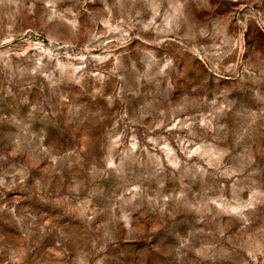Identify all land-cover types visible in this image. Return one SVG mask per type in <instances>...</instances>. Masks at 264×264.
<instances>
[{
	"label": "rangeland",
	"instance_id": "1",
	"mask_svg": "<svg viewBox=\"0 0 264 264\" xmlns=\"http://www.w3.org/2000/svg\"><path fill=\"white\" fill-rule=\"evenodd\" d=\"M163 3L0 0V150L8 144L2 138L18 130L13 118L26 120L38 107L43 112L34 116V126L46 123L53 134L62 116L72 118L69 106L100 112L104 118L98 123L71 136H57L55 144L46 137L45 147L53 157L67 155L65 163L79 153L81 163L95 164L102 197L110 204L120 197V203L147 209V197L162 196L167 212L174 196L191 202V207L172 215L178 235L164 242L167 260L161 264H176L173 250L181 240L198 248L205 245L196 264H264V256L253 259L249 254L251 244L264 249V127L258 120L255 131L244 133L248 125L241 117L233 133L221 127L229 120L224 112L209 115L215 97L204 95L196 85L201 69L208 72L212 67L203 50L208 45L193 41L185 48L175 33H158L156 26L164 27ZM157 38L159 46L152 43ZM152 57L157 62L171 60V70L164 68L167 78H157L159 91L144 79L137 82L130 72L135 60V67L145 73ZM211 76L217 81L233 79L220 64ZM169 82L173 87L164 93ZM177 83L191 84L184 95L194 103L170 111L164 95L174 97ZM149 91L161 105L141 119V106L154 98L144 95ZM179 103L173 99L170 107L176 109ZM47 163L51 161L41 166ZM94 206H99L97 197H82V211L93 221L97 217L88 209ZM116 211L119 215V208ZM159 231L154 214L133 212L117 245L143 244ZM54 244L51 237L44 241L46 250L62 257ZM146 251L134 254L128 264H144Z\"/></svg>",
	"mask_w": 264,
	"mask_h": 264
},
{
	"label": "clouds",
	"instance_id": "2",
	"mask_svg": "<svg viewBox=\"0 0 264 264\" xmlns=\"http://www.w3.org/2000/svg\"><path fill=\"white\" fill-rule=\"evenodd\" d=\"M163 7L164 27L156 26L158 33H175L178 42L185 41V48L193 41L208 45L203 50L212 67L208 72L201 69L196 85L204 95L215 97L210 102L212 112L209 115L224 112L229 120L221 127L233 133L239 130L237 125L241 117L248 125L244 133L255 131L258 120L261 121L259 126L264 127V0H164ZM152 43L159 46L161 41L157 38ZM216 64H220L233 79L217 81L212 77L211 71L216 70ZM135 65V60L130 62L132 77L137 82L144 79L148 85L155 84L157 91L161 83L157 78L166 79L168 74L164 68L171 70L168 58L157 62L152 57L149 68L155 71L150 75H145L149 68L140 73ZM180 75L177 73V81ZM172 87L173 82H169L164 93ZM176 87L178 91L174 97L164 95L170 111H180L194 103L184 95L191 91V84L177 83ZM138 93L139 89H136L133 95ZM144 95L154 96L151 91ZM173 99L180 102L176 109L170 107ZM160 105L161 101L155 96L151 101L145 100L141 106V119L158 111ZM39 112H43V108L29 113L26 120L13 118L18 130L12 137L2 138L8 140V144L0 150V264H128L134 254L144 249L147 250L144 264L166 261L164 242L175 241L178 235L172 215L180 208L191 207V202L174 196L167 212L161 203L162 196L147 197V209L129 206L128 201L120 203V197L116 198V204L106 202L102 197L104 190L99 189L97 183L95 164L81 163L79 153L74 154L71 163H65L67 155L53 157L51 148L45 147L46 137L50 144H55L57 136H71L89 124L98 123L104 118L102 114L87 109L81 112L69 106L68 114L72 118L62 116L53 134L46 123L34 126V116ZM48 161L51 163L46 167L41 166ZM83 196L97 197L99 206L88 209L97 217L94 221L82 211ZM133 212L154 214V223L160 231L152 241L118 246L127 218ZM48 220L51 223H47ZM48 237L54 239V246L63 253L62 257L46 250L44 241ZM249 247L253 259L256 255L264 256V249L259 245ZM204 248L203 243L198 248L181 240L179 247L173 250L174 260L176 264H196L197 258L203 256Z\"/></svg>",
	"mask_w": 264,
	"mask_h": 264
}]
</instances>
